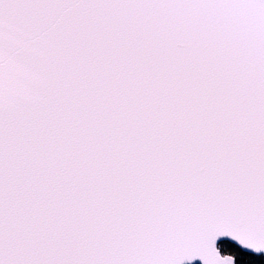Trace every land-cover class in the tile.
I'll list each match as a JSON object with an SVG mask.
<instances>
[{
  "label": "snow or ice",
  "instance_id": "6c2138e0",
  "mask_svg": "<svg viewBox=\"0 0 264 264\" xmlns=\"http://www.w3.org/2000/svg\"><path fill=\"white\" fill-rule=\"evenodd\" d=\"M264 264V0H0V264Z\"/></svg>",
  "mask_w": 264,
  "mask_h": 264
},
{
  "label": "water",
  "instance_id": "95a60500",
  "mask_svg": "<svg viewBox=\"0 0 264 264\" xmlns=\"http://www.w3.org/2000/svg\"><path fill=\"white\" fill-rule=\"evenodd\" d=\"M185 264H189V262L186 261ZM192 264H199V261H194Z\"/></svg>",
  "mask_w": 264,
  "mask_h": 264
}]
</instances>
